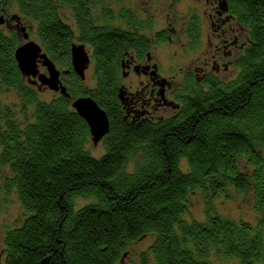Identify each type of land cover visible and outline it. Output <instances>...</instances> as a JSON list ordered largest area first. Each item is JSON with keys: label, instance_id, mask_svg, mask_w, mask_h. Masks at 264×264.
Segmentation results:
<instances>
[{"label": "trees", "instance_id": "obj_1", "mask_svg": "<svg viewBox=\"0 0 264 264\" xmlns=\"http://www.w3.org/2000/svg\"><path fill=\"white\" fill-rule=\"evenodd\" d=\"M113 1L120 0H0L10 17L34 27L56 68L69 71L67 97L39 98L43 87L14 59L19 36L0 24V209L14 194L22 210L4 230L0 264H120L141 239L149 244L139 264H264V0L232 1L246 41L229 79L185 84L175 114L136 123L108 112L118 103L111 88L122 56L110 49L120 33L108 29ZM66 7L77 31L63 19ZM72 43L91 47L90 88L73 72ZM7 91L17 104L2 100ZM80 96L108 117L100 157L71 106ZM231 190L251 196L255 223L216 210ZM197 194L203 219H187Z\"/></svg>", "mask_w": 264, "mask_h": 264}, {"label": "flooded vegetation", "instance_id": "obj_2", "mask_svg": "<svg viewBox=\"0 0 264 264\" xmlns=\"http://www.w3.org/2000/svg\"><path fill=\"white\" fill-rule=\"evenodd\" d=\"M180 1L169 0L168 8L175 7ZM195 1L198 7L191 8L187 13L179 26L180 32L176 29V15L168 14L162 4L156 10H148V6L146 11L130 0L113 1L107 5L106 9L112 12L108 29L120 31L112 34L110 49L122 53L119 74L113 78L111 88L118 91V103L109 105L108 110L113 115V121H161L179 109L177 96L185 84L202 86L207 77H216L220 72H232V69H236V56L245 46L246 34L237 16L231 12L233 0ZM155 2L162 3L161 0H154L153 4ZM92 12L94 16H100L99 9L95 8ZM0 15L4 16L1 26L9 32H15L20 40L27 33L30 40L34 27L28 21L21 16L19 21L12 20L3 9H0ZM74 15L71 8L66 7L63 11V19L67 21L65 22L72 26L73 31H77ZM156 17L160 19L156 21ZM94 25L96 28L102 26ZM21 27L25 30L22 31ZM180 37L185 41L180 42ZM173 44L178 45L176 48L179 51L193 50L201 45H206L208 51L207 57L201 63H192L187 69L181 70L178 81L163 76L153 56L154 50ZM86 46L91 49L89 45ZM90 61L93 65L91 59ZM65 74H69V71H61L62 85L69 82ZM46 90L49 89L46 87ZM101 142L102 140L99 143Z\"/></svg>", "mask_w": 264, "mask_h": 264}, {"label": "rangeland", "instance_id": "obj_3", "mask_svg": "<svg viewBox=\"0 0 264 264\" xmlns=\"http://www.w3.org/2000/svg\"><path fill=\"white\" fill-rule=\"evenodd\" d=\"M121 1V0H120ZM127 1V0H126ZM133 3H136L142 7V9H146L148 6V10H156L157 7H160L161 4L167 10L168 14H174L177 17L176 21V29L179 31V26L182 25L183 19L186 17L187 13L190 12L191 8L198 7V4L195 0H181L176 4L173 8L170 7L169 0H161L162 3L155 2L154 0H130ZM158 3V4H157ZM154 5L155 7H151ZM116 7V6H115ZM170 9V10H168ZM146 11V10H145ZM153 14H158L157 12L151 11ZM171 16V15H170ZM160 19L159 17H156ZM178 27V28H177ZM180 32V31H179ZM30 40L36 41L34 30L30 34ZM185 41L183 37H180V42ZM178 45H166L154 50L153 56L157 60L161 74L165 77L171 78L172 80L178 81L181 75V70L187 69L188 65L192 63L198 62L201 63L204 58L207 57L208 51L206 45L198 46L193 50L179 51L177 50ZM86 50L90 55L91 49L86 46ZM196 66V65H195ZM198 66V65H197ZM39 72L44 73L45 69L39 65ZM59 69V68H58ZM231 70L226 72H220L217 77L222 80H227L231 77ZM81 85L86 88H90L93 86V66L91 61L89 62L88 68L84 71V79L81 80ZM42 92V93H41ZM54 95V92L51 90H46V87L41 89L40 93L38 91V97L44 99L46 101L50 100ZM1 98L4 102L9 104H17L19 99L17 94L14 91H7L1 93ZM77 99L75 97L72 100ZM73 102V101H72ZM72 104V103H71ZM88 149L90 153L94 157H100L102 155V147L101 144L93 145L90 143L88 145ZM230 198L226 199L224 197H220L215 200V208L216 210L226 218L232 219H243L250 223H255L258 215L254 212L252 198L250 195H239L236 194L235 191L231 190ZM11 202L1 207L0 209V254L2 253L3 247V236L5 228L12 225L15 219L21 214V207L16 199V196L12 194L10 196ZM83 203V201H79ZM189 216H186L187 219H203V196L201 194H197L196 196L190 198V208H189ZM149 244V239H141L136 243L130 245L127 256L125 260L120 264H139V253L143 251L147 245Z\"/></svg>", "mask_w": 264, "mask_h": 264}, {"label": "water", "instance_id": "obj_4", "mask_svg": "<svg viewBox=\"0 0 264 264\" xmlns=\"http://www.w3.org/2000/svg\"><path fill=\"white\" fill-rule=\"evenodd\" d=\"M11 19L19 21V16L12 15ZM4 16L0 15V24H3ZM16 26H19L18 24ZM24 31V27H21ZM21 43L14 51V59L23 77H26L38 89L47 87L53 92H59L68 96L66 88L60 81L61 71L56 68L54 62L42 50V47L34 40H29L27 33L21 37ZM70 60L73 72L84 79V71L88 68L90 56L83 43H72L70 46ZM41 65L44 73H40L38 66ZM121 96V93H119ZM73 110L88 126L92 144L97 145L109 131V121L106 113L89 96H80L71 104Z\"/></svg>", "mask_w": 264, "mask_h": 264}]
</instances>
